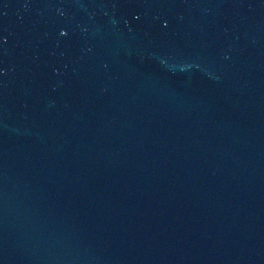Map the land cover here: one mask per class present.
I'll use <instances>...</instances> for the list:
<instances>
[{
    "label": "water",
    "instance_id": "95a60500",
    "mask_svg": "<svg viewBox=\"0 0 264 264\" xmlns=\"http://www.w3.org/2000/svg\"><path fill=\"white\" fill-rule=\"evenodd\" d=\"M0 264H264V0H0Z\"/></svg>",
    "mask_w": 264,
    "mask_h": 264
}]
</instances>
